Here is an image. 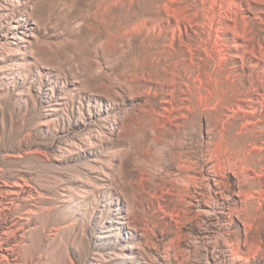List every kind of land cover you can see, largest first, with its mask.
Returning a JSON list of instances; mask_svg holds the SVG:
<instances>
[{
	"label": "rangeland",
	"instance_id": "374dc122",
	"mask_svg": "<svg viewBox=\"0 0 264 264\" xmlns=\"http://www.w3.org/2000/svg\"><path fill=\"white\" fill-rule=\"evenodd\" d=\"M0 264H264V0H0Z\"/></svg>",
	"mask_w": 264,
	"mask_h": 264
},
{
	"label": "bare ground",
	"instance_id": "6f19581e",
	"mask_svg": "<svg viewBox=\"0 0 264 264\" xmlns=\"http://www.w3.org/2000/svg\"><path fill=\"white\" fill-rule=\"evenodd\" d=\"M117 5V4H116ZM115 7H117V6H115ZM183 142V141H182ZM181 145V144H180ZM196 146H199V143L197 142L196 143ZM185 147L186 146H184V144L183 145H181V146H179V150L181 149L182 151H180V153L181 154H185V153H187L188 151L185 149ZM174 148L176 149L177 148V146H174ZM171 149H172V147H171ZM200 150V147L199 148H196V151H199ZM200 163V160H199V158H197V161H196V164L198 165ZM197 174V173H196ZM179 189V188H178Z\"/></svg>",
	"mask_w": 264,
	"mask_h": 264
}]
</instances>
